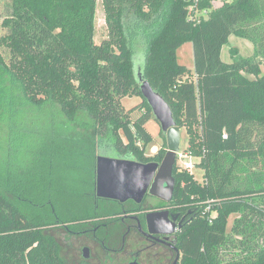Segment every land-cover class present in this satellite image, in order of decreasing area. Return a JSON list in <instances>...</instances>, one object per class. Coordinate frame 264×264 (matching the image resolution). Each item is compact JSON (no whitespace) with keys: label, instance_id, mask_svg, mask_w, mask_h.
<instances>
[{"label":"trees","instance_id":"obj_1","mask_svg":"<svg viewBox=\"0 0 264 264\" xmlns=\"http://www.w3.org/2000/svg\"><path fill=\"white\" fill-rule=\"evenodd\" d=\"M97 1L11 0L3 20L0 119L55 106L83 133L72 152L83 165L93 160L92 177H28L0 166V264H66L47 230L71 234L94 218L115 221V209L98 208L99 158L163 162V127V144L148 154L157 144L146 128L154 112L144 85L186 130L185 153L204 171L199 182L174 167L171 206L189 214L178 236L181 264H264V0H223L216 9L211 0H103L108 36L100 43ZM191 7L209 14L191 19ZM232 36L252 41L256 58L232 49L225 62ZM186 43L193 68L179 62ZM133 97L142 102L126 110L123 100ZM231 244L238 252L224 258Z\"/></svg>","mask_w":264,"mask_h":264},{"label":"rangeland","instance_id":"obj_2","mask_svg":"<svg viewBox=\"0 0 264 264\" xmlns=\"http://www.w3.org/2000/svg\"><path fill=\"white\" fill-rule=\"evenodd\" d=\"M211 4L212 8L216 9L223 4V0H211ZM10 9L11 0H0V37L6 32L2 23L4 18L11 13ZM203 11L205 10H200V12ZM107 36L108 29L103 0H98L95 40L97 43H100ZM141 48V46L137 47L138 64L140 61L139 55L142 51ZM232 49H238L239 57L243 58H253L257 52V47L252 41L232 36L229 44L222 51V59L227 63L233 61L230 53ZM178 58L180 63L185 64L189 68H193L194 55L192 43H186L182 46L178 52ZM258 60H261L263 63L262 70L264 73V57L260 56ZM137 71L140 76V66H138ZM250 78L252 77L250 76ZM140 99L137 97L125 98L123 105L126 110H129L128 108L131 109L138 106L142 102V99ZM3 117V121L0 119V166L9 164L15 170L22 168L28 173V177L40 175L47 177H92L91 163L93 159L88 158V161L85 162L86 164L83 165V156L80 157L78 155L79 152H72V149H78L79 146H82L80 137H82L81 135L83 133L78 130L80 132V135H78L76 131L78 124L70 123L58 108L50 105L45 106L43 109L28 107L26 115L20 117L18 115L11 116L6 114ZM18 125H20V129L16 128ZM147 126L156 139L157 144V147H152L148 150V154H154L158 151L160 145L163 144L161 140L162 126L155 117L147 122ZM68 138L70 141L67 140ZM188 146V134L184 128H181L179 153H184L188 149ZM55 147H58L60 151L54 152ZM103 160H100L99 165L102 163L103 167H105V177L112 180L115 177H126L127 169H130L131 171L128 173L133 174L140 181V186L134 189H136L137 198L144 200V207L153 208L159 204L157 200L148 196V192L145 193L149 183H152L158 167L151 166L150 164L133 165L134 167L131 169L130 165L132 164L125 163L124 160ZM192 160L195 164L198 162L197 159ZM43 163L46 165H43ZM179 163H181L180 160ZM193 174L197 181H203L204 171L202 169L195 167ZM107 184L111 187L113 182L108 181ZM132 204L133 202H130L127 204V207L132 206ZM117 207L119 205L116 204V206H111L110 208L116 210ZM234 219L235 216L230 220L229 233L233 227ZM45 234L52 236L61 246V256L66 264H80L84 261L82 258V249L90 245L87 240L88 237H73L63 227L49 229ZM91 247L94 250L95 246L93 244H91ZM231 252L234 254L238 252L232 244L224 250V258H230L231 256L229 254Z\"/></svg>","mask_w":264,"mask_h":264},{"label":"flooded vegetation","instance_id":"obj_3","mask_svg":"<svg viewBox=\"0 0 264 264\" xmlns=\"http://www.w3.org/2000/svg\"><path fill=\"white\" fill-rule=\"evenodd\" d=\"M107 187L110 188L108 185ZM121 189L122 187L114 192L122 195ZM151 197L159 202L153 208H145L143 199L137 202L133 199L125 201L120 198L121 201L118 202L119 198L114 196H102L97 181L98 208L108 210L116 204L120 208H116L117 215L113 216L115 221L110 217L102 216L86 222L79 232L70 234L65 230L73 237H88L90 245L82 249L84 261L80 264H181L182 254L178 248V236L187 223L189 214L171 206L172 201L166 202ZM130 202H133L132 206L127 207ZM150 212H168L169 220L174 221L173 219L176 218L172 226L158 224L154 227L157 232L173 231V233L152 234L147 224V215ZM91 244L95 246L94 250Z\"/></svg>","mask_w":264,"mask_h":264},{"label":"water","instance_id":"obj_4","mask_svg":"<svg viewBox=\"0 0 264 264\" xmlns=\"http://www.w3.org/2000/svg\"><path fill=\"white\" fill-rule=\"evenodd\" d=\"M144 94L149 99L152 107L155 117H157V120L160 121L162 124L163 130L166 133L167 138V154L161 164H152L155 165V167H158V171L149 187L147 186L148 193L156 198H159L166 202H171L173 199V194L175 191V179L173 176L174 167L177 164V156L180 152V130L181 128L176 126L171 115V111L169 106L164 102V100L157 95L148 85H144ZM108 159V158H104ZM113 160V159H109ZM118 161V160H116ZM132 162V161H131ZM136 163V162H134ZM138 164V163H136ZM142 165V164H138ZM106 173V170H105ZM123 177H120V179ZM108 181H112V179H108ZM144 192V191H143ZM122 194H124L122 189ZM120 196V197H119ZM116 198H121L128 200L129 197H125L122 195L114 196ZM133 198V197H132ZM133 200H136L137 202H141V199L138 200V198H133ZM169 213L168 212H150L147 215V224L150 228V232L152 234H172L173 231L167 232V231H160L157 232L154 230V227L156 225H168L172 226L175 224L176 218L172 220H169ZM162 218V220H161ZM165 219H167L165 221Z\"/></svg>","mask_w":264,"mask_h":264},{"label":"crops","instance_id":"obj_5","mask_svg":"<svg viewBox=\"0 0 264 264\" xmlns=\"http://www.w3.org/2000/svg\"><path fill=\"white\" fill-rule=\"evenodd\" d=\"M128 109H130V108H128ZM154 117H155V115H154ZM155 119L157 120V117H155ZM146 128L151 133V131L149 130V128H148L147 125H146ZM101 159H104V158H99L98 159L99 161H98V173H97L98 174V176H97L98 177V180L97 181H98L99 192L100 193L102 192V196H104V195L118 196L119 194L115 193L114 190L120 189V187H122L123 192H124V194H122V196L129 197L130 199L137 198L138 195L136 193V189H137V187L140 186V181L138 180L137 177H134L133 174H129L128 173L129 171H131L130 169L129 170L127 169V175H126V177H123L121 179H120V177H115L113 179V181L115 182V184H112L110 188H107L106 187V185H108L107 184L108 177H105V170H106L105 167H103L102 163H101V165H99V162H100ZM104 160H106V159H104ZM124 161H125V163L132 164V165H130V168L131 169L134 166H139L138 164H136L134 162L126 161V160H124ZM150 165L151 166H155V165H152V164H150ZM135 187H136V189H134ZM100 196H101V194H100Z\"/></svg>","mask_w":264,"mask_h":264},{"label":"built area","instance_id":"obj_6","mask_svg":"<svg viewBox=\"0 0 264 264\" xmlns=\"http://www.w3.org/2000/svg\"><path fill=\"white\" fill-rule=\"evenodd\" d=\"M196 3L199 2V0H194ZM209 14V11L205 10L203 12H200V10H197L196 8L194 7H191L190 8V17L191 19H198L199 17L201 16H208ZM193 158H191L187 153H178V156H177V164H179V167L181 169H183L184 171L192 174L193 173V170L195 168V163L193 162L192 160ZM179 160L181 161V163H179Z\"/></svg>","mask_w":264,"mask_h":264}]
</instances>
